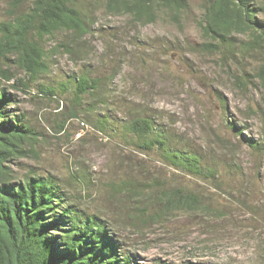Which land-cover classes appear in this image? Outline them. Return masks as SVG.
Listing matches in <instances>:
<instances>
[{"label":"rangeland","instance_id":"rangeland-1","mask_svg":"<svg viewBox=\"0 0 264 264\" xmlns=\"http://www.w3.org/2000/svg\"><path fill=\"white\" fill-rule=\"evenodd\" d=\"M187 1L178 18L161 11L156 22L142 26L128 15L108 14L101 0H87L84 37L61 33L42 42L46 73L28 82L13 67L28 83L10 89L18 97L12 107L43 135L38 157L20 159L13 169L18 176L34 170L58 177L75 203L105 217L133 264H264V88L255 79L264 49L239 56L237 49L229 55L224 47L207 48L200 26L206 0ZM32 4L0 0V25ZM258 19L264 21V14ZM247 39L239 35L236 42ZM84 74L98 89L79 105L74 89ZM242 74L246 87L237 80ZM40 85L56 95H41ZM70 110L77 116L69 118ZM106 115L118 126L113 134H101L94 125ZM132 115L151 117L173 146L214 165L215 177L191 178L154 151L138 152L118 125ZM67 119L66 130L56 133ZM129 180L144 183L137 199L152 209L155 202L144 196L155 193L157 182L195 192L200 208L155 222L132 218L133 195L128 200L125 192L109 189Z\"/></svg>","mask_w":264,"mask_h":264},{"label":"trees","instance_id":"trees-1","mask_svg":"<svg viewBox=\"0 0 264 264\" xmlns=\"http://www.w3.org/2000/svg\"><path fill=\"white\" fill-rule=\"evenodd\" d=\"M22 0H14V6ZM111 15H128L139 25L156 22L161 11L174 18L188 8L187 0H101ZM87 0H33L27 13L0 25V264H133L130 254H122L120 243L112 233L105 217L83 209L67 193L62 181L52 174L34 170L18 176L13 169L20 159L37 158L41 135L27 116L12 106L17 96L10 89L27 87L48 71L46 53L42 42L46 37L73 34L84 37L89 27L86 15ZM264 0H206L200 21L204 35L209 39L206 47L226 54L261 53L264 49ZM247 40L237 43V36ZM225 54V53H224ZM24 72L28 82L16 77L12 68ZM255 79L264 88V64ZM241 87L248 85L246 75L237 79ZM98 89L94 78L81 76L74 89V101L82 104L91 90ZM41 95L55 96L56 91L40 85ZM70 110L69 118L77 116ZM63 114V113H62ZM94 125L99 133L113 134L118 126L111 125V117H101ZM67 121H61L54 130H66ZM135 149L145 155L154 151L162 162L188 177L202 180L215 177L214 165L204 163L202 157L190 149H178L172 139L147 115H132L118 122ZM235 130V126H233ZM105 135V134H104ZM115 135V134H114ZM253 149L258 146L252 140ZM264 146V143H263ZM16 166V165H15ZM143 184V185H140ZM144 183L126 181L109 185L117 193H126L136 201L128 210L136 219L158 221L182 209H199V196L177 185H154L155 193L144 196L155 202L146 205L143 197ZM152 186L150 189H154ZM153 193V194H152ZM143 220V222H144Z\"/></svg>","mask_w":264,"mask_h":264},{"label":"built area","instance_id":"built-area-1","mask_svg":"<svg viewBox=\"0 0 264 264\" xmlns=\"http://www.w3.org/2000/svg\"><path fill=\"white\" fill-rule=\"evenodd\" d=\"M83 124V123H82ZM102 134V133H101ZM105 138H107V137H105Z\"/></svg>","mask_w":264,"mask_h":264}]
</instances>
